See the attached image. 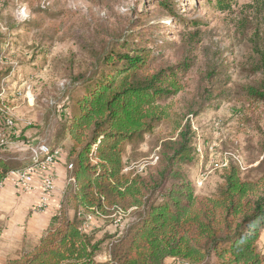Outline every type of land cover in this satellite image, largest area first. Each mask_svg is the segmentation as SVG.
Masks as SVG:
<instances>
[{
  "label": "rangeland",
  "instance_id": "374dc122",
  "mask_svg": "<svg viewBox=\"0 0 264 264\" xmlns=\"http://www.w3.org/2000/svg\"><path fill=\"white\" fill-rule=\"evenodd\" d=\"M158 2L0 0V131L6 116L15 121L17 133L28 132L23 141L71 148L67 127L74 103L86 92V78L100 71L103 56L133 40V46L150 50L153 71L175 67L180 89L160 100L166 113L153 133L124 146L125 174L154 168L164 142L176 140L189 125L193 159L183 171L196 195L216 194L231 165L243 180H259L264 175V0H174L172 13ZM19 139L4 151L16 166L31 158ZM65 202L66 213L73 214L72 200ZM93 225L95 240H102L95 260L106 262L117 228L112 218ZM258 247L264 257V238ZM174 260L167 264H183Z\"/></svg>",
  "mask_w": 264,
  "mask_h": 264
},
{
  "label": "trees",
  "instance_id": "16d2710c",
  "mask_svg": "<svg viewBox=\"0 0 264 264\" xmlns=\"http://www.w3.org/2000/svg\"><path fill=\"white\" fill-rule=\"evenodd\" d=\"M158 3L168 13L175 10L174 0ZM131 41L103 56L102 68L86 78V92L74 103L67 130L73 141L68 178L75 182H67L51 228L31 251L5 264H167L171 258L189 264H264L258 247L264 231V175L243 180L231 165L216 194L196 195L183 171L193 159L189 125L176 140L164 142L154 168L125 174L124 146L153 133L166 113L160 100L180 89L175 67L153 71L150 50ZM14 138L13 132L8 135L9 141ZM7 149L0 147V183L33 163L30 158L16 166L5 157ZM66 197L73 201V218L66 213ZM118 208L131 221L112 236L109 259L97 262L102 240L94 238L97 226L82 230L83 217L107 220Z\"/></svg>",
  "mask_w": 264,
  "mask_h": 264
},
{
  "label": "crops",
  "instance_id": "0c3cea01",
  "mask_svg": "<svg viewBox=\"0 0 264 264\" xmlns=\"http://www.w3.org/2000/svg\"><path fill=\"white\" fill-rule=\"evenodd\" d=\"M24 135L28 136V132L24 131ZM29 135H32L31 132ZM70 146H66L67 148L61 146L62 156L50 165L48 170L39 169L31 191H20L15 185L16 176L12 173L8 174L2 185L0 183V264H5L31 251L51 228L58 205L68 188ZM47 171L55 175L57 187L46 209L37 211L36 206L40 202V182ZM74 214L75 209L73 214L71 212L68 216L73 218ZM98 222L99 220H95L96 224ZM262 238H264V231L261 234ZM169 260V262L175 261L174 258Z\"/></svg>",
  "mask_w": 264,
  "mask_h": 264
},
{
  "label": "built area",
  "instance_id": "2783aa9c",
  "mask_svg": "<svg viewBox=\"0 0 264 264\" xmlns=\"http://www.w3.org/2000/svg\"><path fill=\"white\" fill-rule=\"evenodd\" d=\"M4 128L0 131V147L6 146L9 144L8 135L10 133L16 134V138H20V134L17 133L15 129V121L10 118L3 117ZM23 141L22 139L17 140ZM22 144L29 149L31 153L32 164H29L27 167L11 171L10 173L15 174V185L16 187L23 192L31 191L34 188L36 181V176L39 172V169L48 170V167L56 162L63 154V149L61 147L53 148L51 145L40 143L38 141L26 140ZM68 168H72V164L68 165ZM9 173V174H10ZM69 182L74 183V177L68 178ZM3 183V182H2ZM1 183V185H2ZM56 178L55 175L47 171L46 174L42 177L40 182V202L36 206L37 211H43L49 205L51 198L56 190ZM61 207V202L58 205V209ZM113 223L119 232H122L127 224L126 213L118 208L112 215ZM95 221L93 215H85L81 224L83 231H89V228ZM189 264V263H183Z\"/></svg>",
  "mask_w": 264,
  "mask_h": 264
}]
</instances>
